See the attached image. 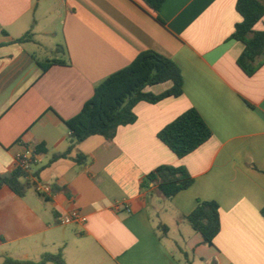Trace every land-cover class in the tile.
Segmentation results:
<instances>
[{"label": "crops", "instance_id": "0c3cea01", "mask_svg": "<svg viewBox=\"0 0 264 264\" xmlns=\"http://www.w3.org/2000/svg\"><path fill=\"white\" fill-rule=\"evenodd\" d=\"M236 2L165 0L162 25L145 0H0V176L27 153L36 173L24 196L0 186V264L59 252L66 264H264V64L253 75L238 64L245 45L232 38L242 21ZM144 50L179 65L183 94L139 102L137 120L113 140L93 135L51 162L68 148L65 121ZM67 56L69 65L39 64ZM190 108L212 136L180 158L158 133ZM163 165L194 179L171 200L142 187ZM200 200L219 204L213 246L187 220ZM74 211L86 221L63 224Z\"/></svg>", "mask_w": 264, "mask_h": 264}, {"label": "trees", "instance_id": "16d2710c", "mask_svg": "<svg viewBox=\"0 0 264 264\" xmlns=\"http://www.w3.org/2000/svg\"><path fill=\"white\" fill-rule=\"evenodd\" d=\"M154 11L157 22L165 25L159 11L165 0H145ZM236 10L242 21L235 26L232 38L244 43L245 49L238 59L240 67L253 75L264 64V30H255V25L264 17V0H237ZM17 39L21 42L30 38ZM64 46H58L57 51ZM44 71L54 65L71 64L69 56L63 59L52 58L40 61ZM171 82L172 87L160 94L147 92L149 86ZM184 78L179 65L171 58L155 51L144 50L125 68L116 71L102 82L94 91V95L83 106L75 117L65 121L69 129L68 148L63 153L52 156L51 162L68 157L71 151L81 142L93 135H101L107 140H113L121 126L133 124L137 120L135 106L142 101L157 103L168 97H179L183 94ZM212 136L211 129L195 108H190L172 122L163 127L158 138L166 144L173 153L182 158L195 151ZM44 147L35 148L36 153L44 152ZM87 157L79 153L75 161L84 164ZM36 175L20 165L7 175L0 176V186H8L14 193L24 196L33 188L31 177ZM194 179L185 167L163 165L147 174L142 187L149 190L155 188L165 199L171 200L177 193L189 188ZM264 217V208L261 211ZM193 230L200 233L203 242L214 245V240L221 230L219 204L216 201H198L196 208L187 216ZM164 231L167 226L160 225ZM66 264L61 252L44 254L38 263L30 264ZM21 261L5 259L3 264H21Z\"/></svg>", "mask_w": 264, "mask_h": 264}, {"label": "built area", "instance_id": "2783aa9c", "mask_svg": "<svg viewBox=\"0 0 264 264\" xmlns=\"http://www.w3.org/2000/svg\"><path fill=\"white\" fill-rule=\"evenodd\" d=\"M31 164V156L29 153L27 154H17L16 156V165H20L26 170H30ZM38 191H42L40 186H37ZM86 218L82 216L78 211L72 212L70 215L63 216L61 218V222L63 224H71L74 222H85Z\"/></svg>", "mask_w": 264, "mask_h": 264}, {"label": "rangeland", "instance_id": "374dc122", "mask_svg": "<svg viewBox=\"0 0 264 264\" xmlns=\"http://www.w3.org/2000/svg\"><path fill=\"white\" fill-rule=\"evenodd\" d=\"M153 219L155 221V223L159 224L160 223V220L156 217V216H153ZM161 233H163L162 231H160ZM180 254V252H178ZM183 263H184V256H183ZM49 264H52V263H49Z\"/></svg>", "mask_w": 264, "mask_h": 264}]
</instances>
